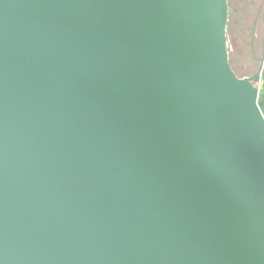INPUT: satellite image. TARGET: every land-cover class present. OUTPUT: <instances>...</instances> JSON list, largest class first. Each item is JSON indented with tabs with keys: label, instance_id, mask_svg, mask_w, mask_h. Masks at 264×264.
<instances>
[{
	"label": "water",
	"instance_id": "obj_1",
	"mask_svg": "<svg viewBox=\"0 0 264 264\" xmlns=\"http://www.w3.org/2000/svg\"><path fill=\"white\" fill-rule=\"evenodd\" d=\"M227 22L0 0V264H264V58L238 78Z\"/></svg>",
	"mask_w": 264,
	"mask_h": 264
},
{
	"label": "rangeland",
	"instance_id": "obj_2",
	"mask_svg": "<svg viewBox=\"0 0 264 264\" xmlns=\"http://www.w3.org/2000/svg\"><path fill=\"white\" fill-rule=\"evenodd\" d=\"M231 7L235 8V0H231ZM237 4V3H236ZM258 13L253 11L246 17V10L241 8L239 13L233 12L232 19H237L239 22L246 24L249 28L253 27V22L257 21ZM260 19V16L258 17ZM251 31L240 30L237 26V31L233 36L227 37L228 39V59L229 64L238 78L251 77L257 70L260 69L259 50L255 51V57H252V48L249 46V38ZM258 86V82L255 84Z\"/></svg>",
	"mask_w": 264,
	"mask_h": 264
},
{
	"label": "flooded vegetation",
	"instance_id": "obj_3",
	"mask_svg": "<svg viewBox=\"0 0 264 264\" xmlns=\"http://www.w3.org/2000/svg\"><path fill=\"white\" fill-rule=\"evenodd\" d=\"M230 2L231 0H227L228 22H227V28H226V38L229 35L233 36L234 32L237 31V26L239 27L241 31L242 30L251 31L248 42H249V46L253 49L252 57L254 58L255 51L259 50V57H260V63H261V59L264 58V0H235L234 9L233 7H231ZM241 8L246 10V17H248L255 10L258 13L257 21L253 22L252 28H249L246 24L244 25L243 23L239 22V20L235 18L232 19L231 17L232 13L233 12L239 13V10ZM259 16H260V19L258 18ZM227 43H228V39H227ZM258 72L259 70H257L255 74H257Z\"/></svg>",
	"mask_w": 264,
	"mask_h": 264
}]
</instances>
